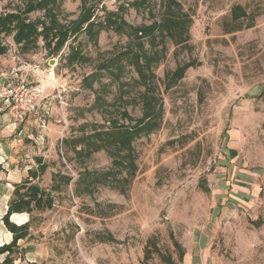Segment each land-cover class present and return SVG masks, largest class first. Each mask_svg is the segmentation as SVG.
Instances as JSON below:
<instances>
[{"label":"rangeland","instance_id":"374dc122","mask_svg":"<svg viewBox=\"0 0 264 264\" xmlns=\"http://www.w3.org/2000/svg\"><path fill=\"white\" fill-rule=\"evenodd\" d=\"M177 1L188 15L189 38L178 45L168 38L154 66L163 114L158 128L133 143V175L95 181L112 168L110 154L87 158L74 151L84 134L107 131L114 121L132 126L144 115V86L134 68L127 65L120 80L100 69L123 52L127 37L103 31L94 46L80 34L74 45L81 43L91 61L78 66L67 64L69 47L55 57L41 41L28 52L20 47L28 65L52 73L60 94L46 90L54 99L52 115L44 122L31 116L38 123L29 133L21 125L0 126L6 151L0 155V246L12 238L2 219L15 186L39 170L38 158L47 169L34 183L54 198L49 210L12 217L19 225L32 219L15 264L25 259L26 243L40 252L29 264H264V0ZM58 2L62 22L77 19L81 0ZM138 2L126 4L128 23L161 20V0ZM25 3L0 0V15ZM121 3L90 1L99 16ZM238 7L246 15L236 20ZM12 40L4 38L13 49ZM186 64L192 66L167 89L166 74ZM91 74L97 77L87 81ZM124 109L130 119L121 118ZM56 174L71 183L62 185Z\"/></svg>","mask_w":264,"mask_h":264},{"label":"trees","instance_id":"16d2710c","mask_svg":"<svg viewBox=\"0 0 264 264\" xmlns=\"http://www.w3.org/2000/svg\"><path fill=\"white\" fill-rule=\"evenodd\" d=\"M25 6H15L12 11L0 15V55L9 51L5 43L6 36H12L16 45L21 50L28 52L39 47L40 41L47 50L48 55L55 57L60 55L66 47L69 52L65 59L70 66L83 65L91 61L82 49V44L75 42L80 34H85L94 46H98L100 35L103 31H113L118 35L127 37V45L118 56L109 58L101 66V71H110L120 80L125 67L131 66L136 71L141 85L144 86L142 94L144 115L132 126L119 125L117 121L107 131H95L76 139L74 151L77 155L90 158L94 153L106 151L112 157V168L96 176L95 181H101L106 176L116 177L124 172L134 174L137 169L135 150L133 143L142 134L154 131L160 125L163 107L157 96V76L154 66L161 60V55L166 50V42L170 38L175 44H183L188 41V15L183 11L177 0H161L163 15L160 21H155L147 26H134L124 18L126 4L130 0H123L117 11H105L99 16L100 8L90 5L91 0H81V12L77 19L64 23L59 19L60 4L58 0H25ZM133 3L139 4L138 0ZM240 13L233 10V18L239 20L245 17L246 12L238 7ZM41 12L42 16L35 20L30 14ZM185 39V40H184ZM146 41L151 51L146 50ZM71 42V43H70ZM161 43L162 49L157 45ZM192 65L186 64L177 68L174 72L166 74V88L176 85ZM92 75V74H91ZM87 76L85 79L94 80L97 74ZM93 88V83H89ZM121 118L130 119L128 110L124 109ZM64 143V140H63ZM78 145L80 149L78 150ZM39 170H31L30 176L24 182L17 184L9 202L8 210L3 216V222L10 233L12 241L0 246V264H15L16 252L19 250V241L30 237V222L17 225L10 219L14 215L27 213L32 217L35 211H46L53 207L54 198L51 192L34 183L46 172L47 166L42 164L40 158ZM54 180L60 179L64 186H68L72 178L56 174ZM127 182V179L124 180ZM95 186L96 184H92ZM54 189V188H53ZM13 215V216H12ZM105 241V238H102ZM18 253V252H17Z\"/></svg>","mask_w":264,"mask_h":264},{"label":"built area","instance_id":"2783aa9c","mask_svg":"<svg viewBox=\"0 0 264 264\" xmlns=\"http://www.w3.org/2000/svg\"><path fill=\"white\" fill-rule=\"evenodd\" d=\"M22 71L28 75L22 77L20 74ZM30 74L40 81H30ZM51 74L43 72L38 65L26 64L10 74L8 83L0 84V103L10 112L15 127L31 116H36L40 122L51 116L54 99L45 95L46 90L53 88L60 94L56 82L50 77Z\"/></svg>","mask_w":264,"mask_h":264},{"label":"crops","instance_id":"0c3cea01","mask_svg":"<svg viewBox=\"0 0 264 264\" xmlns=\"http://www.w3.org/2000/svg\"><path fill=\"white\" fill-rule=\"evenodd\" d=\"M13 43H14V41H13ZM13 45L15 48H13V49L9 48V51L6 54L0 55V84L8 83L10 81V74L14 70H16L17 68H19L21 66H25L26 64H28L23 59L25 56H28V54L23 53L20 50V47L17 46L15 43ZM20 74L22 77H25L26 75H28V73L25 71H22ZM29 79H30V81H33V82L40 81L39 78H37V80H36V78L32 77L31 74L29 75ZM52 112H53V106L51 109V115H52ZM34 123L36 124V123H38V121L37 120L32 121L31 117H29L28 119H26L25 122H23L22 124H19L18 126L21 125L20 127H22V130H23L21 132L26 131L27 133H29L30 126L34 125ZM0 126L1 127L4 126V128H7V129H11L12 127L15 128V126L13 124V118H12L10 112L3 106L2 103H0ZM24 137H26L25 134H24ZM20 138H22V136H20ZM19 141L21 142L22 139H20ZM3 150H4V147H2V149L0 150V155L2 157H5L4 155H5L6 151H5V153H3L4 152ZM12 238H11V241H12ZM10 242H7V243H10ZM23 247L25 248V255H24L25 259L22 261V259L19 258L20 259L19 263L29 264V263L35 262L34 261L35 254L38 255L40 253L36 249V246H34L33 244H27L26 243Z\"/></svg>","mask_w":264,"mask_h":264},{"label":"water","instance_id":"95a60500","mask_svg":"<svg viewBox=\"0 0 264 264\" xmlns=\"http://www.w3.org/2000/svg\"><path fill=\"white\" fill-rule=\"evenodd\" d=\"M52 62H54V60H53ZM12 216H13V215H12ZM10 220H11L13 223L17 224L16 222H14V221L12 220V217H11ZM17 225H19V224H17Z\"/></svg>","mask_w":264,"mask_h":264}]
</instances>
